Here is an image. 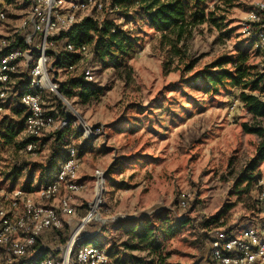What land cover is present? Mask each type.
<instances>
[{"label":"rangeland","instance_id":"374dc122","mask_svg":"<svg viewBox=\"0 0 264 264\" xmlns=\"http://www.w3.org/2000/svg\"><path fill=\"white\" fill-rule=\"evenodd\" d=\"M2 1L7 19L1 32L12 34L28 6L23 0ZM257 1L260 0H207L209 8L218 6V12L225 14V23L220 28L207 23L197 26L184 44L187 54L173 61L160 43L161 32L146 19L136 15L122 20L121 11L110 12L108 19L137 38L134 57L119 66L95 59L90 62L96 74L92 85L101 90L98 98L83 102L75 91L71 96L64 91L66 103L53 96L60 112L55 128L42 136L36 152L28 153L23 147V132L15 144H6L1 137L5 127H1L0 190L21 188L33 165L44 164L50 155V134L67 131L60 144L63 148L68 142L78 147V178L86 185L73 195L76 220L95 198L94 171L101 169L106 176L103 205L82 234L93 236L91 241L110 247L112 255L129 264H140V260H152L155 254L142 247L136 235L127 234L126 228L133 226L138 231V226L149 220L158 226L160 222L153 221L158 216L167 217L171 224L187 217L191 223L176 230L172 237L159 240L168 254L167 261L207 264L206 235L218 229L251 225L261 218L259 182L264 179V160L251 179L241 181L259 137L242 128L243 122L253 124L256 119L243 107L239 94L245 91L264 100V93L228 84L214 94L206 91L202 79L187 80L218 58H235L239 52H247L250 62L264 67V46L256 47L243 35L241 26L245 12ZM191 62L193 68L187 71L185 65ZM82 68L83 65L73 75ZM18 76L10 89L12 99L6 102L8 111L0 116V122L6 116L11 119L12 110L20 107L19 95L28 82V71ZM71 76L61 68L58 77L63 83ZM68 105L78 113H74L69 129H61ZM81 120L89 126H102L101 136L84 142L75 123ZM22 159L30 165L13 182L11 176ZM34 174L32 193L36 194L40 169L36 168ZM217 214V225H202L204 217ZM64 227L69 236L72 226Z\"/></svg>","mask_w":264,"mask_h":264},{"label":"built area","instance_id":"2783aa9c","mask_svg":"<svg viewBox=\"0 0 264 264\" xmlns=\"http://www.w3.org/2000/svg\"><path fill=\"white\" fill-rule=\"evenodd\" d=\"M23 1L28 6L27 13L14 32L7 34L1 32L7 14L0 0V116L8 111L6 102L12 99L10 89L18 75L27 70L29 79L20 92L19 104L26 113L23 134L32 139L25 150L34 153L38 149L36 139L55 128L60 109L52 97L68 103L60 91L61 68L75 77L73 74L83 65L79 73L82 79L88 83L96 81L94 67L86 62L93 55L92 46L76 47L68 38H62L63 34L84 17L102 21L107 13L120 8L114 0ZM241 26L243 35L256 47L264 46V0L255 2L245 12ZM19 38L24 47L15 46ZM64 51L79 54L78 62L65 67L57 65ZM68 106L69 111H65L66 116L60 122L61 129L72 126L74 113H78ZM75 123L83 141L103 132L102 126H89L82 120ZM66 148L56 172L39 186L36 194L21 188L0 190V264H129L112 255L105 244L88 241L93 236L82 234L98 217L103 205L106 176L101 169L94 171L95 198L86 213L76 220L78 211L73 195L86 185L78 178L80 157L76 145L68 142ZM259 183L261 218L251 225L210 232L209 257L216 264H264V179ZM65 224L73 228L66 241L53 240L55 233L64 231ZM206 263L212 264L210 259Z\"/></svg>","mask_w":264,"mask_h":264},{"label":"trees","instance_id":"16d2710c","mask_svg":"<svg viewBox=\"0 0 264 264\" xmlns=\"http://www.w3.org/2000/svg\"><path fill=\"white\" fill-rule=\"evenodd\" d=\"M114 4L119 6V11L122 12L124 19L131 16L135 18L136 15H140L147 20L152 28L160 31V43L168 52L171 61L176 58L182 60L183 56L187 54L184 44L192 37L193 31L197 26L207 23L220 28L226 20L225 14L218 12V6L214 8L208 7L207 0H114ZM133 8L135 9L132 10ZM107 15L108 13L102 21L92 17H84L72 30L62 36V38H68L76 47L82 44L92 46L93 55L86 58L87 64L91 65L90 62L95 59L98 62L114 63L119 66L134 57L137 38H134L133 32L122 29L114 20L108 19ZM15 46L24 47L21 38H19ZM60 57L57 65L65 67L69 64L77 63L80 56L77 53L70 54L64 51L63 54H60ZM249 60L250 56L247 52H239L235 58H218L204 70L196 72L187 82L202 79L206 84V91L214 94L219 92L221 86L224 87L228 84L233 87L241 86L251 92L264 93V67L260 68ZM228 64L231 65L230 68L225 67ZM193 65L194 62L186 64V70H191ZM64 91L69 96L73 95L75 91L83 102L98 98L101 95V90L92 85V83L85 82L81 74L70 77L66 82H63L61 84V92L64 93ZM67 95L66 97H68ZM239 100L243 107L256 119L253 124L243 122V130L259 137L255 155L247 163L245 167L246 174L241 179V181H246L252 178L251 174L258 170L260 163L264 160V100L256 94L245 91L240 92ZM25 118V109L20 105L19 108L12 110L11 119L6 116L1 120L0 128L5 127L1 137L6 144L16 143V137L23 132ZM66 132L56 130L53 134H50L53 137L50 155L44 164L33 165L21 189L28 192L34 191L33 183L36 179L34 171L36 168L40 169L39 186L46 183L56 172L59 166L58 161H61L67 152V148H63L60 144ZM40 139H36L38 146H40ZM31 140V138L25 137L23 142H21L23 147H26ZM28 165H30V162L24 159L17 163L18 167L11 176L13 182L20 177ZM219 220L220 216L217 214L204 217L201 223L205 228H208L212 225H217ZM151 221L149 220L150 223L146 222L139 225L138 231L133 226L125 230L127 234L136 235L138 243L142 247L150 249V253L155 254V258L152 260H140V264H175L167 261L168 254L164 253L159 240L162 237L164 239L172 237L176 230L191 223L190 218H178L174 224H171L167 217L158 216L157 220H153L160 222L158 226L152 224ZM67 238V229L55 233L52 237L53 240L58 242H65ZM204 240L209 246L211 235H206ZM209 259L212 264H216L212 257H209Z\"/></svg>","mask_w":264,"mask_h":264}]
</instances>
